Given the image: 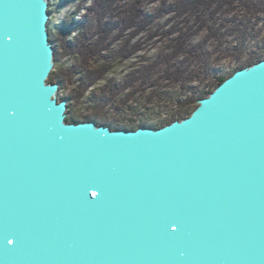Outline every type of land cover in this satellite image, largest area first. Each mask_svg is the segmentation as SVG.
Instances as JSON below:
<instances>
[{"label": "water", "instance_id": "95a60500", "mask_svg": "<svg viewBox=\"0 0 264 264\" xmlns=\"http://www.w3.org/2000/svg\"><path fill=\"white\" fill-rule=\"evenodd\" d=\"M49 0H0V264H264V59L160 128L69 122Z\"/></svg>", "mask_w": 264, "mask_h": 264}, {"label": "rangeland", "instance_id": "374dc122", "mask_svg": "<svg viewBox=\"0 0 264 264\" xmlns=\"http://www.w3.org/2000/svg\"><path fill=\"white\" fill-rule=\"evenodd\" d=\"M208 1L214 0H113L110 3L121 18L126 12L134 17L124 22L104 10V0H49L52 35L63 34L68 21L74 25L68 29L72 39L80 34L81 25L95 19L88 35L101 39V45L91 62L93 67H105L103 78L87 90L74 73L60 85L58 98L78 95L70 101L77 115L96 114L121 125L155 123L175 113L181 102L190 101L193 91L205 89L214 72L227 73L253 53L264 54V0H219L223 11L210 19L207 14L202 25L192 10ZM235 23L246 25L244 39L235 34ZM119 50L121 57L111 60L110 53ZM207 59L210 70L207 62L203 65ZM73 61L62 56L52 72H66Z\"/></svg>", "mask_w": 264, "mask_h": 264}, {"label": "trees", "instance_id": "16d2710c", "mask_svg": "<svg viewBox=\"0 0 264 264\" xmlns=\"http://www.w3.org/2000/svg\"><path fill=\"white\" fill-rule=\"evenodd\" d=\"M113 0H104L103 4V8L104 10H107V12L111 13V15L115 16L118 21H130L132 22V18L134 19V17H131L129 12H126V16L125 17H120L116 8H113L112 6V2ZM189 0H187L188 2ZM197 1V0H196ZM81 2V0H80ZM225 4L227 3L226 1H224ZM223 2V3H224ZM230 2V1H229ZM200 6L196 7L194 10L195 11L193 15H196V19L199 20V22L203 25L204 22H206L204 19L205 17L209 16L210 17H214L219 11H223L222 7L220 6V1L218 0V2L216 0L209 2L204 5V4H200ZM120 12V11H119ZM264 12V10H263ZM204 17V18H203ZM237 18V17H235ZM242 21V19H241ZM95 23V19H91L89 21V23H87L85 26L81 25V32L78 36L73 37L72 39L69 38V35L72 31L68 30L73 28V24L66 21V30L63 32V34L59 35H52L50 34V40L53 42V47H54V59L55 62H59L60 59L62 58V56H70L73 57L76 61H73L71 68H69V70H67L66 72H61L60 70L57 72H51L48 81L51 83H60V85H64L66 79H70L69 77L73 76L74 73L78 74L79 77V82L80 85H83V89L87 90L91 87H93L94 85L97 84V82L99 80H101L105 74V67L103 65H101L100 67H93L92 65V55H97L99 53L98 47L101 45V39H92L91 36L88 35V31H90V29L92 28L93 24ZM211 23H215L216 22H212ZM200 24V25H201ZM234 27V31L235 34L238 35V37L241 38H245L246 37V25L244 24H237L235 23L233 25ZM217 31L219 30L218 28H215ZM214 31H212L211 33H213ZM216 32V31H215ZM246 33V34H245ZM215 37V35L213 36ZM240 38V39H241ZM206 40H208V37L206 38ZM213 40V39H212ZM203 43V41H202ZM202 47H204L205 43L201 44ZM201 47V48H202ZM204 49V48H203ZM121 50H119L116 53H110L111 60L117 58L119 55H121L122 53H120ZM257 53H253L252 55H254L253 57H251L250 59L246 60L245 62L237 65L236 67H234L233 69H231L230 71H228L227 73H221V72H217L213 74V79L212 82L206 86L205 89H200L197 91H193L192 96H191V100H185L183 102L180 103L179 105V109L171 114L167 119H164L162 121L159 122H155V123H149L146 121H140L139 123L135 124V123H127L125 125H121V124H117V123H112V122H108V121H104L103 119L98 118V115H77L75 114L73 111H71V104L72 103H68V117H66V120L69 122H80V121H89V120H94L99 124H106L109 125L111 128H115V129H119V128H125V129H136L139 126H150V127H154V128H160L164 125H167L169 123H171L174 120H181L184 119L186 117H188L192 111L197 107V105H194L193 103L200 99V98H204L207 97L222 81H224L226 78H228L229 76H231L236 70L243 68L245 66L251 65L255 62H258L261 59H264V54L263 55H256ZM114 55H117L114 56ZM256 55V56H255ZM121 57V56H119ZM95 60V59H94ZM204 60V59H203ZM208 59L205 60V63H203V65L206 67V62L208 64V68L210 70L211 65L208 63ZM214 66V65H212ZM204 67V68H205ZM205 70V69H204ZM213 70V69H212ZM208 73V71L206 72ZM62 88V87H61ZM91 93L92 90H90ZM80 94V93H79ZM78 98V95L76 96H61L59 98V100L62 99H68L69 102L76 100ZM99 98V97H98ZM100 100L101 97L99 98Z\"/></svg>", "mask_w": 264, "mask_h": 264}, {"label": "bare ground", "instance_id": "6f19581e", "mask_svg": "<svg viewBox=\"0 0 264 264\" xmlns=\"http://www.w3.org/2000/svg\"><path fill=\"white\" fill-rule=\"evenodd\" d=\"M171 4H172V3H171ZM167 5H168V4H167ZM174 5H175V4H174ZM169 6H170V5H169ZM195 10H196V9H195ZM219 12H222V11H219ZM219 12H218V13H219ZM218 13H217L214 17H218V16H219ZM173 17H174V16H173ZM173 17H172V18H173ZM208 17H209V16H208ZM203 18H204V17H203ZM60 88H61V87H60ZM68 103H70L69 100H68ZM67 107H68V104H67ZM67 112H68V110H67Z\"/></svg>", "mask_w": 264, "mask_h": 264}]
</instances>
